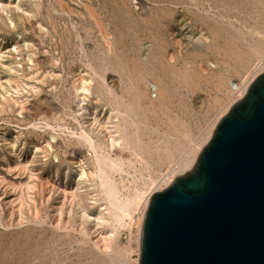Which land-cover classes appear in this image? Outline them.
<instances>
[{"label":"rangeland","instance_id":"obj_1","mask_svg":"<svg viewBox=\"0 0 264 264\" xmlns=\"http://www.w3.org/2000/svg\"><path fill=\"white\" fill-rule=\"evenodd\" d=\"M263 70L264 0H0V264H134L143 199Z\"/></svg>","mask_w":264,"mask_h":264},{"label":"water","instance_id":"obj_2","mask_svg":"<svg viewBox=\"0 0 264 264\" xmlns=\"http://www.w3.org/2000/svg\"><path fill=\"white\" fill-rule=\"evenodd\" d=\"M137 264H264V70L192 166L149 195Z\"/></svg>","mask_w":264,"mask_h":264},{"label":"bare ground","instance_id":"obj_3","mask_svg":"<svg viewBox=\"0 0 264 264\" xmlns=\"http://www.w3.org/2000/svg\"><path fill=\"white\" fill-rule=\"evenodd\" d=\"M218 81H220V79H218ZM220 82H221V83H220ZM220 82H219V84H220V85H221V84L223 85V81L221 80ZM249 82H250V80L247 81L246 83H244L243 86L240 88V93H241V95L245 92V90H246V88H247ZM231 89H232V90H237V85H236V84H231ZM238 90H239V88H238ZM229 105H230V104H229ZM229 105L226 106L227 108H225L224 111H226V109H228ZM216 122H217V121H215V123H216ZM215 123L211 126V128H210L209 131L207 132V135H206V137H205V139H204V142L207 141L208 138H209V136L211 135V132H212V130H213V127H214ZM139 141H140V140H139ZM199 147L201 148V146H199ZM200 148H199V149H196L194 152H192V153L188 156V158L184 161L183 165H185V167H186V166H187V167L192 166V164L194 163V161H195V159H196V156H197V154H198ZM171 154H172L171 150L167 151L166 157H170ZM143 193H144L143 191H142V192H141V191H140V192H137V193L134 194V196H132L131 198H127L125 201H123V202H119V203L117 204V207H116L117 210H118L117 213H116L117 217H121V216H122V213L125 212V210H126L128 207H130L131 205L136 204L139 200L143 199V198H142V196L144 195ZM148 197H149V196H148ZM148 197H147V198L145 197L146 199H143L144 201L142 200V201H143V204H142V207H141L142 215H143V212H144L145 207H146V205H147ZM142 201H140V202H142ZM138 204H140V203H138ZM136 207H137V206H136ZM141 221H142V216H141V219H139V222H138V228H137V241L139 240V234H140V228H141ZM138 243H139V242H138ZM134 264H137V261L134 262Z\"/></svg>","mask_w":264,"mask_h":264}]
</instances>
